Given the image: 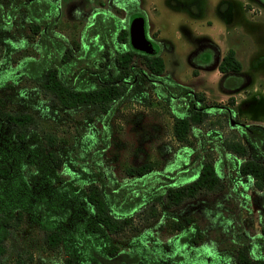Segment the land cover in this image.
Returning a JSON list of instances; mask_svg holds the SVG:
<instances>
[{
	"label": "rangeland",
	"instance_id": "obj_1",
	"mask_svg": "<svg viewBox=\"0 0 264 264\" xmlns=\"http://www.w3.org/2000/svg\"><path fill=\"white\" fill-rule=\"evenodd\" d=\"M12 1L16 5L9 6L17 9L7 23H0V97L4 108L31 111L40 122V131L53 134L54 150L62 158L58 172L65 179L80 186L90 182L99 185L102 172L107 186L104 190L113 201L126 188L124 199L111 206L119 214L130 212L132 219L120 233L112 235L113 242L122 250L156 260L155 264H233L238 244L253 242L259 233L262 193L247 177H240L216 193H201L174 207L166 208L156 201L153 216L146 215L145 207L135 209L134 194L143 200L141 191L160 181L158 171L165 173L164 181L175 183L194 175L197 158L190 162L191 153H186L189 149L171 135V116L180 107L175 103L172 106L170 100H160L152 85L144 87L150 104L132 97L109 119L90 107H61L54 98L42 94L23 71L26 60L40 58L42 39L38 33H30V19L21 7L22 0ZM46 1L57 8L55 25H49V41L53 42L55 33L65 45H70V40L83 45L95 16L104 22L114 17L116 24L128 29L132 16H140L144 38L163 59L165 79L201 92L205 102L230 106L234 112L231 119L264 132V0ZM48 42L46 47L51 46ZM228 48L240 66L233 75L239 80L234 90L224 84L216 67ZM229 96L233 105L227 104ZM206 126L203 123L190 129L188 138L193 146V129L206 130ZM220 132H228V127ZM0 155L11 160L12 168L25 178L31 193L47 194L49 198L55 185L36 166L35 147L6 138L1 125ZM144 159L154 162L156 174L134 180L126 175L128 164ZM68 211L62 224L71 228L80 217L77 209ZM186 216L194 218L201 232L195 244H187L182 233L171 228V222ZM90 226L87 221L84 232ZM37 228L35 215L25 211L18 228L10 232L0 264H15L17 252L22 256L31 253L32 260L26 264H63L61 248L49 252L39 249Z\"/></svg>",
	"mask_w": 264,
	"mask_h": 264
},
{
	"label": "trees",
	"instance_id": "obj_2",
	"mask_svg": "<svg viewBox=\"0 0 264 264\" xmlns=\"http://www.w3.org/2000/svg\"><path fill=\"white\" fill-rule=\"evenodd\" d=\"M21 3L30 19L29 31L40 35L43 48L40 58L25 61L23 71L42 94L54 98L61 107H90L109 119L119 105L132 97L150 104L144 91L146 85L154 87L160 100H170L172 106L175 103V107H180L171 116V135L178 144L189 149L186 153H191L190 162L197 158L194 175L182 183H175L169 179L164 181L165 173L158 171L160 181L141 191L143 200L134 194L135 209L145 207L146 215L153 216L156 201L166 208L174 207L201 193H216L226 183L240 177H247L262 193L260 205L264 207V132L259 127L240 124L231 119L234 112L230 106L205 102L201 92L165 79L162 76L163 59L156 49L152 50V45L144 52L133 48L127 28L116 24L114 17H108L104 22L96 20L95 16L94 24L88 27L89 35L83 37V45L73 40L70 45H65L63 40L58 41L59 36L55 33L52 35L56 38L49 41V25L54 26L56 18L54 4L46 0H22ZM11 4L16 5L12 0H0L1 24L3 21V24L7 23L17 9L10 7ZM47 42L51 46L46 47ZM216 67L224 84L231 86L232 90L239 87L234 86L239 80L233 75L240 66L232 49L228 48ZM233 103L229 96L227 104ZM210 117H214L213 120ZM203 123L207 124L206 130L193 129L196 134V145L193 146L188 138L189 131ZM0 125L6 138L16 144L35 147L39 163L36 166L44 171L50 184L55 185L49 198L47 194L37 196L31 193L25 178L12 168L11 160L0 155V257L6 252L10 232L18 228L28 210L36 218L39 249L49 252L61 248L63 264L156 263V260L142 257L140 252L120 249L112 240V235L120 233L132 219L130 212L119 214L111 206L124 199L128 192L126 188L121 189L113 201L105 192L107 186L102 172L99 185L90 182L80 186L65 179L58 172L62 158L54 150L56 139L53 134L40 131V122L31 111L4 108L1 97ZM225 126L228 132L221 133ZM124 171L134 180L151 172L156 174L157 169L152 160L144 159L128 164ZM70 208L78 210L80 221L66 228L62 221ZM87 221L91 226L84 232ZM258 223L259 233L254 235L253 242L243 241L235 248L233 264H264V209L259 211ZM171 228L179 230L189 245L201 237L192 216L171 222ZM16 255L15 264L32 260L30 252L25 256L18 252Z\"/></svg>",
	"mask_w": 264,
	"mask_h": 264
},
{
	"label": "water",
	"instance_id": "obj_3",
	"mask_svg": "<svg viewBox=\"0 0 264 264\" xmlns=\"http://www.w3.org/2000/svg\"><path fill=\"white\" fill-rule=\"evenodd\" d=\"M129 41L135 48L143 51H148L150 48L148 41L144 38L141 18L136 14L130 20Z\"/></svg>",
	"mask_w": 264,
	"mask_h": 264
},
{
	"label": "flooded vegetation",
	"instance_id": "obj_4",
	"mask_svg": "<svg viewBox=\"0 0 264 264\" xmlns=\"http://www.w3.org/2000/svg\"><path fill=\"white\" fill-rule=\"evenodd\" d=\"M127 28V27H126ZM127 31H128V37H129V29L127 28ZM150 43V42H149ZM151 44V43H150ZM152 45V44H151Z\"/></svg>",
	"mask_w": 264,
	"mask_h": 264
}]
</instances>
